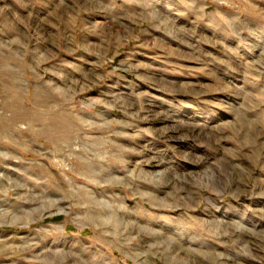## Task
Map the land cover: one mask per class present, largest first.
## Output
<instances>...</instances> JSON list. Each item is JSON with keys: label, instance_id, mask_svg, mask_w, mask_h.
Instances as JSON below:
<instances>
[{"label": "rangeland", "instance_id": "obj_1", "mask_svg": "<svg viewBox=\"0 0 264 264\" xmlns=\"http://www.w3.org/2000/svg\"><path fill=\"white\" fill-rule=\"evenodd\" d=\"M0 264H264V0H0Z\"/></svg>", "mask_w": 264, "mask_h": 264}]
</instances>
